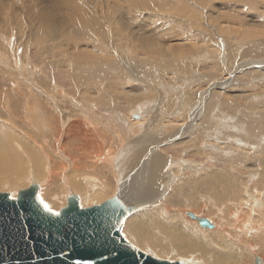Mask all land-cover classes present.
Listing matches in <instances>:
<instances>
[{"label":"bare ground","instance_id":"obj_1","mask_svg":"<svg viewBox=\"0 0 264 264\" xmlns=\"http://www.w3.org/2000/svg\"><path fill=\"white\" fill-rule=\"evenodd\" d=\"M100 1H103V0H100ZM91 4H92L91 1H87L85 2L84 6H81L79 3V0H76L74 3V15L68 22L62 23L56 30L50 26H44L42 19H41V13L37 14L35 9L26 8L27 10H29V12L25 9L23 11L24 14L18 12L15 15L16 22L14 25V29L16 26H18L20 32H17V33L19 34V37H22V39H27L29 41L25 40V42H23L27 44L25 47V50L23 49L24 51H26L24 52L25 54L24 58L26 60L25 61L23 60L25 64L24 62L19 60L20 56H18V52L15 51L16 53L14 55L13 63H15V66L18 68L16 70L18 73L11 69L13 71V74L20 75V77H18V80H19V84H22L21 89L15 90L18 80L16 79L12 80L10 74H5V75H10V77L8 76L9 79L11 78L10 83L7 77H0L2 78V80L0 81V122L6 121V123L7 122L13 123L15 125H11L12 127L25 133L27 131H24V130H27V128L28 127L30 128L31 126L29 122L27 121V118L28 119L34 118L33 119V122H34L36 121L34 117L35 115H31V114H36L37 118H40V120L44 122L40 124V127H42L44 131L40 130L41 132H39V130H35L33 128L34 130L33 132L30 133V136L31 134H34V132L36 133L38 132L39 137L40 138L43 137V139L45 140V143L43 144L45 145V147L43 148V146H41L40 149L43 148V150L41 149V151L38 152L39 150L38 147H37L38 150L34 148L33 143H32V147H30L27 143L23 142L25 139L24 140L21 139L22 141L19 139L20 137L18 136H20L22 133L18 134L15 131L10 130L8 127L0 124V184L2 183L3 185H5L6 190L12 194L10 196L11 199L13 198L14 195L18 196L20 191H23L24 189H29L31 187V184L29 183L26 185H19V180L22 177L24 178L28 176L29 179L32 178L31 174L27 175V172L30 171L28 170L26 166L29 159L28 158L25 159L26 157L25 158L22 157L24 154L22 153L23 154L22 155L20 153L21 151H19L18 148H16V146H18L20 143L16 146L14 145L15 144L14 142L17 143L20 141L24 143L25 146L27 147L26 148L27 153L25 154L31 158L30 160V164L32 166L31 168H40L44 173L45 172L50 173V169L52 167L53 172H54L53 174L54 175L59 174V176H61L60 177L61 180H64V181L70 177L82 179L81 184L74 186V188L72 187L73 189H70L71 185H68L70 188H68V191L63 196V199H65L64 201L68 203L69 199L75 197V196L74 197L71 196L72 194L76 195L79 192H84L83 195L79 194L80 196H82V199L86 201L90 199L92 200L89 201L91 202V206L87 207L86 206L87 203L84 202L78 195L76 198H78L79 205L82 209L92 208L94 206L102 205L103 204L102 202L104 201L111 202L112 200H114V201H117L119 204H121V201L126 203L124 204V206L126 207L134 206L142 210L144 208V205L151 204V203L154 205L157 202H159V200L161 199V196L163 195L162 193L166 192V190L168 189L167 186L165 185L166 180L163 178L164 176L163 173L166 170L168 172L170 171V169L168 170V167L170 165L171 166L173 165V169H174L175 166H180L181 164L185 163L184 166L182 165L183 167L181 168L180 170L181 172L179 173V175L181 176L177 175L180 178L183 176L189 175V174L191 175L192 171L194 172L195 170H199L202 165L201 171L205 170L209 172L208 174L197 173V176L193 175L195 176L194 179H189L185 177V179H183V183H190L189 185L191 186L192 192L196 193L194 191L196 190L198 193H200L199 195L203 193H204L203 194L204 196L208 194L214 197V195H216L214 199L216 198L218 203L219 202L220 203L219 205L215 203L217 201H215L214 203L217 204L218 206H220L221 203L229 204V206L228 205L226 206V209H225L226 211L223 210L225 206L222 204V208L218 210L219 213H217V214H220L218 216H221L220 217L221 220H219L221 224L220 223L219 224L221 225V227L223 226L222 230L221 228L220 229L218 228L219 231L217 230V227L219 224L217 225V227L215 226L216 222L214 220H217V219H214L213 220L214 223H212L213 217H211V215H215L216 213L213 214L212 212H210L212 214L209 215V217H211L212 222L210 221V218L209 219L207 218V219L214 225V228L212 230L205 229V230H208V232L206 231L204 232L203 230L200 231L201 228L196 227L194 224L195 220L193 221V219L190 220L191 218L190 219L188 218V212H192L193 214H195V216H198V217L203 216V218H206L207 216H206L205 211L208 209V207L206 209L203 201L201 203L199 202L202 208L203 206L205 207V211H203L205 214L199 213L201 212V210L195 209V207L199 208L198 206H195L196 203H198V200H196L197 198H190L191 196H193L192 194L191 195L189 194L190 195L189 198L188 197L185 198V195H186L185 188L177 187L178 189L176 188L170 195L166 196V198L162 200V203L165 206L163 205L162 207H159V208L156 207V208H153L152 210L145 209L141 213L139 212L141 210H138L139 212L138 214H135V215L132 214L129 216V218L125 221L124 228H123L124 233H125L124 235H127L128 240L130 241L128 242L131 243L134 247H137L138 249L144 251V253L146 252L148 254L153 255L154 258H158L159 260H162V261L170 260L174 263L179 262L180 264H189V262H186V259L190 260L189 259L190 255H192L191 258L195 259L196 257L194 256V254H192V252L195 250L196 251L202 250L207 255H210L208 264H256V262H258V264H264V136H263L264 120L263 121L257 120V122L255 120H252L250 121L249 126H245L243 124L237 125L241 120L240 119L237 123V120L238 118H240L239 115L241 113V111H239L240 109L238 111L236 110L237 106H234V109L236 108L235 110L237 111V113L234 111L232 112L230 116H229L230 113L227 114L226 112H224V114H222L221 113L222 110L220 111V107L223 108L222 105H223V102L225 101L223 100L222 102H220L219 99H222V96L221 94H217L216 91L214 92L213 88L214 87H218V88L224 87L228 81L224 82L223 80V82L219 84H215V82H212L214 80V77H213L214 75L212 74L211 72L212 70H211V71H208L207 73L209 74L206 75V77H209L206 79L207 87L200 89L201 91L200 93L198 92L199 93L197 97L198 101H196V103H193V105H190L189 103H186L182 101L181 99L180 100L178 99V102L176 101L177 102L176 104H173V105L166 104L167 112L168 113L170 112L168 115L174 114L172 116L174 120L169 121L170 123L173 124V126L168 127L170 124L167 122L169 124L168 125L166 123L168 125V126L166 125L168 129L161 131L162 127H160L161 121L159 119V116L166 117L167 115V112L165 111L166 109L164 107L166 105H163L166 102L165 103L163 102L162 104V100H164V98H162L163 96L161 95L163 94L160 95V93H158L157 91L156 92L157 94H155V97L156 95H158V98H154L155 101H152L151 95L154 94V93L152 94V92L156 91L154 88H152V92L150 90L151 88L149 87H148V90L146 89V91H143L144 90L143 88L142 90H137L138 87L132 93L130 91H129L130 93L128 92L123 93V91H121V89L125 91V87H127L126 85H133V87H136L134 86V84L137 85L138 82L140 83L143 82L142 84L147 83V82H145L137 74H133V73H130L129 82H132L131 84H128L125 82L129 78H127L125 81L123 80L124 78H121L122 73L121 74L118 73L120 72L121 66L114 65L116 60L114 59L110 60L106 55V54L109 55L110 52H108V50L106 49L101 48L99 45V43L103 44L101 46L104 47L105 41L107 44L110 39L108 35L109 27H110L109 20H112V16H110L112 12L111 13L108 12V14H105V11H106L105 7L90 6ZM108 5L109 4L106 1L104 6L107 7ZM5 7L7 6L5 5ZM30 7H33V6H30ZM226 7L228 6L226 5ZM185 8L186 6H184L182 10H185ZM224 8L225 6L223 7V9ZM179 10L181 11L180 8ZM23 15H27V16L24 18ZM28 16L30 17V19L32 17L33 20L32 19L28 20L29 18ZM121 18L123 19L124 17H121ZM118 19L119 18H117V20ZM115 20L116 19H113L112 21L115 22ZM2 21L4 22L3 19ZM7 22L10 23V21H7ZM117 22H119V20ZM144 22H147V21H144ZM144 22L142 23V26L143 24H145ZM0 23H1V20H0ZM11 23L9 25H11ZM110 23L112 26L113 23L111 21ZM119 23H122V21ZM140 23H139L140 28H142ZM116 25L118 24L116 23ZM120 26L118 25L119 28ZM151 26H153V24ZM203 26H204L203 28H205L204 24ZM127 27L121 28V30H123L122 31L123 32L122 33V43L125 46H127V48L128 47L133 48L132 50H134V55H133L134 57H132V60H133L132 62H135V64H138V66L135 65L136 66L135 68L137 69L140 68L141 70H145L146 72H148V78L151 79L152 82H155L153 80H156V82L158 81V83L156 84H152V82L149 81L151 86L157 85L159 86V88L160 86H162V89L170 93L171 91H176V90L179 91L180 89L178 86L181 85L180 88L182 87L184 83V80H183L184 77L179 78L181 80L177 81L178 86H175L176 90L174 89V86H173L174 84L172 85L173 87H171L169 82L171 83H175V82L171 80V78L173 77H171L172 73H171V70L168 68V67L171 68L170 64L166 66L168 62L166 61L167 57L170 56V59L172 60V58L174 59V57L176 58V56L178 55L181 56L183 54H188V53L189 54L187 56L192 57L195 53L197 54L198 52H200V51L193 52L194 50L198 49L195 46L197 45L198 47L199 45L198 42L194 43V45L188 49H184V47H186L184 46L181 49H179L177 53L169 55L168 52L164 51L161 48L160 42H157L158 40L156 38L155 40L157 41L152 40V37L150 38L148 34L145 35L148 29L145 32L143 31L144 33H142V35L138 36V35L133 34L134 38L136 39L134 40L129 35V34L132 35V33L129 31L130 29H128ZM115 28L113 27L114 32H115ZM142 29H140L139 31H142ZM151 29L153 28L151 27ZM170 29L171 28H169V30ZM11 31H15V30L12 29ZM116 33H117V30H116ZM157 33L159 32H156V35ZM157 36L160 37L163 35H157ZM187 36L188 34H186V37ZM201 38L200 40H202ZM151 40L154 41V44L151 42ZM200 40H199V43L202 42V41L200 42ZM50 41L56 42V44H53ZM95 41L96 43L94 44ZM109 42L114 43V41H109ZM11 43L12 44L10 45L13 51L14 42H11ZM89 43L92 45L94 44L90 50L84 49L86 46L84 47L82 46L83 49L80 47V44L90 45ZM217 43L219 42L217 41ZM224 43L223 44L221 43V44L224 45ZM237 44H242V43H237ZM65 46L67 47V51L70 49L69 48L70 46H73L72 48L73 53L68 54L66 53V51L64 52L63 48H66ZM29 47L31 48L29 49ZM40 47H41L42 52H40ZM79 47L82 50H80ZM216 47L217 46L213 48H216ZM5 48H8V47H5ZM18 48L20 47L18 46ZM224 48L227 49V47H224ZM50 49L54 54L52 56L50 55L51 54ZM73 49H76V50H73ZM96 49L97 50L100 49V50L96 51ZM230 49H227L228 51L227 53H229V51L231 52L234 51ZM41 53H43V56L41 55ZM130 53L128 54L130 55ZM240 53L241 52H239V54L237 53L236 57H234V61H231V63L236 62L235 66L233 67L228 66L229 70H227L225 66L226 75H229L228 78L230 79L233 78L234 75H236V73L240 71L243 67H246V68L249 66H255V68L264 67V60H261V62H258V61L253 62V61L248 60L249 57H253L255 55L257 57L264 58V45L261 47V51L253 50V51H246L243 54H240ZM122 55L120 54L118 57L120 61L124 62L125 64H129L130 59L125 58V56H122ZM208 55L210 54H207V56ZM22 56H23V53H22ZM204 56L202 55L203 59H204ZM30 57L32 58L31 60H30ZM217 57L221 59V56L217 55ZM198 58L196 59L195 62H198L197 60H200L201 57L199 59ZM224 58H222L223 63L225 62ZM192 59H194V57ZM110 61L112 62L110 63ZM206 61L208 60H205L204 62ZM210 61H213L212 64L210 63L211 67L213 66V68L211 69L213 70L220 69L214 63L215 56L213 58L211 57L209 59V62ZM0 63H1V60H0ZM202 63H198V64H201V67L203 68ZM110 64L112 66L114 65L113 66L114 70H110L111 69L109 67ZM191 65L190 66L193 67V64ZM5 68L7 69V67ZM5 68L3 67L2 69L4 70ZM160 68L164 69V73H163L164 79L163 80H162L163 74H160L161 72L160 73L158 72ZM6 69L4 70V73L5 71L9 72L8 70H10V69L6 70ZM140 69H138L139 70L138 74L141 75L142 73H140ZM182 69H183V66H182ZM20 70L26 71L28 72V74L23 72L25 73L24 74L25 76L24 75L22 76V74L20 73L21 72ZM33 70L35 72L37 70V72L35 73L36 77L33 79V83L32 82L27 83L30 85L25 86V82H29L30 80L32 81L31 78L34 76ZM191 70L193 69L191 68ZM197 70H198V67H197ZM203 71L205 70L203 69ZM43 73L47 75L46 78L43 76ZM151 73L152 75L153 74L155 75L156 79L154 78V76L151 75ZM245 75L249 78V80H251V82L255 83V85L257 83L259 84V82L261 81H264V72H259V71L256 72V70H250L249 72H246L244 76ZM177 77H181V76H177ZM26 78H29V79L26 80ZM202 78L197 74L196 75L194 74L191 77L185 78L187 80L186 82L187 89H184L185 87L183 86V90L188 91L187 94H185V97L186 98L189 97V99L192 100L191 102H193V99L195 98L194 97L195 90L194 91H189V90H193V88L195 87H192V84L193 83L196 84V82H198L199 80L202 81L201 82L202 84L203 81H205V80H202ZM108 79H111L112 82H109ZM13 82H16L14 84L15 87L14 86L11 87V85H13L12 84ZM235 82H237V80ZM40 84L46 85L49 90H46V91L43 90L46 88H43L42 86L40 88L39 87ZM139 85L140 84L138 83V86ZM106 86L116 91L115 93H113L111 90V92L115 94L117 98L121 100L119 104H110L109 102H110V99L112 100V98H110V96L108 95L107 96L110 98L108 99L109 101L105 100L104 88ZM144 86H147V85L144 84ZM259 87L260 86H258V88ZM262 88H264V86ZM96 89L99 92V94H101L100 96H97L96 94L92 95V91ZM58 90H63V94H61L62 92L59 93ZM47 91H50V92H47ZM190 92L192 94H190ZM168 94L166 93V95ZM176 94L178 96V92ZM210 94H211L210 100L209 101L207 100L208 102H206V97ZM260 94L261 95H258V96L254 95L253 100H256V102L260 100L259 102H261V108H262L264 107V93L261 92ZM91 95L93 98L91 97ZM166 95L164 96L167 99ZM180 95H181L180 98H185L183 93H180ZM60 96H63L64 100L65 98L70 100V103L66 104L67 106L65 105L66 107L64 106L63 103L60 102ZM236 96L238 95L236 94ZM173 97L176 100L174 95ZM197 98H195V100ZM241 98L240 100H242ZM160 99L162 100L160 101ZM249 99H251V96ZM253 102L254 101L252 100L249 101L250 104L248 105H251V108L254 105ZM160 105L163 107H161ZM202 105H203V109H201ZM131 107H133V109ZM121 108L123 109V112H120L122 111ZM153 108H156V109L154 110ZM203 110H206L207 112L206 116H204L205 114L204 115L200 114L201 112L203 113ZM251 110L249 109V113H247L248 112L247 110L246 112L247 115L246 114L245 116L243 115V119H242L243 121L253 116L254 113ZM164 111L166 112L165 115H163ZM124 113H126L127 116L124 115ZM129 113L132 114V116L135 119L128 120L131 118L129 116ZM27 114H30V115H27ZM146 115L149 116L148 119L145 118ZM155 115L157 116L160 122L156 120ZM263 115L261 117H263ZM203 116L204 118L200 120L199 122H197L198 119ZM124 118H127V120L130 121L131 124L123 120ZM114 123L118 129V132L119 131L123 132L122 135L126 137L125 141H127V143L129 144V146H126V148L123 151L119 152V154L116 157H114V153H111V152L114 151V148H115L114 144L116 142L114 140L117 138H120L121 134L118 132H116L117 136L115 134L114 135L109 134V131L113 128ZM152 123L154 124L153 131L149 130V127H148ZM132 125L140 126L138 134L136 131L137 128H135V130H132L133 129L131 128ZM15 126L19 128H16ZM98 126H102L103 129L98 128ZM115 126L114 128L116 129ZM237 127L245 128L247 129V131L245 130L246 132H243L242 130V135L236 136ZM112 131L113 130H111V133ZM133 131L136 132L135 133L136 135L133 133ZM248 132L252 136H255V134L257 135L260 134L257 137H261V139H259L257 143H254L253 145H251L252 147L248 145L249 139L245 138V134ZM192 133H195V134L191 136L187 142H184V143L180 142L178 144L174 143L179 138L184 137L186 135L190 136ZM25 134H22V135H25ZM105 137H112L113 141L106 140L104 142ZM107 139H110V138H107ZM242 139H246L248 140V142L245 140L246 143L243 142V145H241L242 143L239 144L238 143L239 140H242ZM29 140L30 139L28 138L26 142H28ZM134 140H136L138 143H141V144H143L144 141L149 144H147V146L144 145L145 147L141 148L139 152L136 154L137 151L133 152L130 149V147L136 146V145H130L131 144L130 142H133ZM200 140L203 141L204 146L198 144ZM49 141H50V144L49 146H47ZM36 143L37 141H35V144ZM163 144L166 145V147H164L165 148L164 150H161L162 148H160V145H163ZM39 145L40 144H38V146ZM210 145L218 149L216 151L211 150L210 152L208 151L206 153L205 150L202 148H206V150L208 148L210 149L212 148ZM46 148L49 149L48 152L46 151ZM193 148H197L198 150L195 149L196 152L191 155L188 152H192ZM130 155H134V157L128 159ZM49 158H51V160H49ZM132 159L139 160V162L134 165L135 170H133L134 167L132 168L130 167L133 162ZM199 163L201 165H199ZM112 164L116 166L119 165V168H120V169L118 168V171H117L118 177H116L118 178V180L117 179L116 180L119 183H122L119 191H117L119 187L118 182L116 183L118 186V187L116 186V188H112L113 181L110 180L109 182H105V179L106 180L108 179V178H105L106 167L111 166ZM187 164H190V165H187ZM197 164L199 165V167H197ZM246 166H249L253 170H249L248 168H245ZM89 167H90V171H89ZM129 168H131V170L127 172ZM177 169H179V167ZM244 169H248L247 172H245ZM87 170L89 171V173ZM172 171H175V169ZM178 171H175L173 173L169 172V173L173 175L174 173L177 174L176 172ZM213 171H215L214 174L218 173L219 171L220 173V175L218 174L219 177L214 175L212 173ZM131 172L133 173V175L129 177ZM36 173L38 175L36 178L37 180H41L43 178H46L47 176V175L40 176L39 169H36ZM50 179H52L51 184H50L51 186H57V184L60 185V183L62 182L60 179H58V177L53 178L49 176V180ZM161 179H163L165 183ZM167 179H168L167 183L169 184L170 183L174 184L176 183L175 181L179 180L178 178H176V176L174 177L171 175ZM37 182H35L36 184H34L33 186H38L37 199L38 201L43 202V209L45 211H49V209H51V211L49 212L53 213L54 215H59L61 208H58L55 205V202L57 200H60V198L58 196H55L52 200H50L51 195L55 192V190H58V189H52L50 185L48 186V188L47 187L44 188L42 187L43 182H39V183ZM9 183L12 185L15 183L16 185L14 186H17V187H11L8 185ZM105 186L107 187V189H105L106 188ZM164 187L166 188L165 190H164ZM74 190L76 191V193ZM188 190H190V187L189 189H187V192L188 193L191 192ZM4 191L5 190L0 189V193H4ZM67 196H71V197L67 198ZM130 196H132V200L134 201L135 204H132V203L130 204L129 202ZM208 201L210 200L208 199ZM138 202L139 204H137ZM191 202L193 203L195 202V205H191L190 204ZM228 202H231V204ZM190 205L194 209L192 210V208H190L188 211H186L187 209L185 208L190 207ZM215 209L217 211L216 207ZM194 210L199 211V212H196ZM243 215H247L245 219L241 218ZM225 216L227 217L231 216V218H228L227 219L228 221H227L224 218ZM216 218H217V215H216ZM229 219H232L231 222ZM241 219L242 221H240ZM236 225H238L240 229V232L237 231L239 235L238 242L236 241L237 236L236 238L234 237L235 241L239 243L238 246H235L237 244L235 245L233 244L234 240L232 238V235L234 236L236 235L233 233V229L235 228ZM226 227H229V229L225 230L224 228ZM153 228L155 229L153 230ZM236 229L239 230L238 228ZM243 230L245 231L247 230L249 234L252 232H256V234L254 235L250 234V237L248 236L249 238L247 237L244 238ZM122 234H123V230H122ZM126 239L127 238H125V240ZM213 246L216 247L218 250L216 249L214 253H209L208 251ZM150 248L154 250L151 251ZM170 249H174L177 252L176 255H173L174 256L173 258L171 257L172 255L171 256L169 255L171 254L170 253L171 251L169 252ZM193 262L195 264H198V262L195 260H193Z\"/></svg>","mask_w":264,"mask_h":264},{"label":"rangeland","instance_id":"obj_2","mask_svg":"<svg viewBox=\"0 0 264 264\" xmlns=\"http://www.w3.org/2000/svg\"><path fill=\"white\" fill-rule=\"evenodd\" d=\"M75 1L76 0H0V20H1V23L3 22L2 21V19L4 20V22L1 24L0 23V60H1V65H0V77H7L8 78V76L10 77V75H11V78H12V80H14V79H16V80H18V77H20V75L19 74H13V71H16L18 68L15 66V63H13L14 62V55H15V51H17L18 52V56H20V58H19V60H21L22 62H24L26 59L24 58V56H25V54H24V52H26V51H24L25 50V47H26V43H23V42H25V40H27V39H22V37H19V34L17 33V32H20L19 31V27L18 26H16L15 27V29H14V25H15V15L19 12V13H23L24 14V10L26 9V8H32V9H35L36 10V12H37V14L38 13H41V19H42V22H43V25L44 26H50V27H52L53 29H57L62 23H65V22H68L71 18H72V16L74 15V3H75ZM87 1H91L92 2V4L90 5V6H97V7H105L106 9V11H105V14H108V12H112V14H113V12H114V14L112 15H110V16H112V20L113 19H116L117 20V18H119L118 20H119V22H121L122 21V23H119V22H117L116 20H115V22L120 26V25H122V26H120V28L118 27V25H116V23L114 22V21H112V20H109V41H114V43H112V42H109L108 40V43L106 44V41H105V44H104V47L103 46H101V45H103V44H100L99 43V45H100V47L101 48H103V49H106V50H108V52H110V54L108 55V54H106L107 55V57L111 60V59H114V60H116V62L114 63V65H116V66H121L120 67V72H118L119 74H121V78H124L123 80L125 81L127 78H129V79H127L125 82L126 83H128V84H131L132 82H129V80H130V73H133V74H137L140 78H142L145 82H147V83H144L145 85H147V86H144V84H142V83H140V82H138L140 85L138 86V83H137V85L136 84H134V86H136V87H133V85H126L127 87H125V91L123 90V89H121V91H123V93L124 92H128V93H132V92H134L135 90H136V88H137V90H142V88L144 89L143 91H146V89L148 90V87L149 88H151L150 90H151V92H152V88H154L156 91L155 92H152V94L153 95H151V98H152V101H155V99L154 98H158V95H156V97H155V94H157L156 92L158 91V93H160V95L161 94H163V95H161V96H163L162 98H164V100H162V99H160V101L162 100V104H163V102L165 103V104H163V105H166V104H176L177 102H178V99L180 100H182V101H184V102H186V103H189L190 105H193V103H196V101H198V95H199V93H200V89L201 88H205V87H207L206 86V84H207V81H206V79L207 78H209V77H206V75L207 74H209V73H207L208 71H211L212 72V74L214 75H212L213 77H214V80L212 81V82H215V84H219V83H221V82H223V80H224V82H226V81H228L227 82V84H225V86L224 87H220V88H218V87H214L213 88V91L215 92L216 91V93L217 94H221V96H222V99H219L220 100V102H222L223 100L225 101V102H223V108H221L220 107V111H221V113L222 114H224V112H226L227 114H229V116L232 114V112H236L237 113V111L239 110V111H241V113H240V115H239V117L240 118H238V120H237V123H238V121L240 120V122L237 124V125H239V124H243V125H245V126H249L250 124V121H252V120H255L256 122H257V120L258 121H263L264 120V107H262L261 108V102H259V101H257L256 102V100H253L254 99V95L255 96H258V95H261L260 93L261 92H263L264 93V88H262L263 86H264V81H261V82H259V84L257 83L256 85H255V83H253V82H251V80H249V78L245 75L244 76V74H246V72H249L250 70H256V72L257 71H259V72H264V67H258V68H255V66H249V67H243L240 71H238L237 73H239V74H237L236 73V75H234V77L233 78H228L229 77V75H226V69L227 70H229L228 69V66L229 67H233V66H235V64H236V62L235 63H231V61H234V57H236V55H237V53L239 54V52H241L240 54H243V53H245L246 51H253V50H256V51H261V47L264 45V0H110V1H108V0H103V1H100V0H79V3H80V5L81 6H84L85 5V2H87ZM107 1V3L110 5H108L107 7L106 6H104L105 5V2ZM136 3H135V2ZM148 1V2H147ZM180 1V2H179ZM246 1V2H245ZM143 2H145V3H143ZM177 2V3H176ZM185 2V3H184ZM139 5H138V4ZM147 3H149V4H147ZM182 3H184V4H182ZM252 3V4H251ZM263 3V4H262ZM10 4V5H9ZM95 4V5H94ZM104 4V5H103ZM141 4V5H140ZM179 4V5H178ZM5 5L7 6V7H5ZM9 5V6H8ZM12 5V6H11ZM28 5H30V6H33V7H30V6H28ZM135 5H136V7H135ZM186 6V8H185V10H182V8L184 7V6ZM226 5L228 6V7H226ZM23 6V7H22ZM172 6V7H171ZM177 6V7H176ZM225 6V8L223 9V7ZM249 6V7H248ZM2 7V8H1ZM112 7V8H111ZM182 7V8H181ZM256 7V8H255ZM11 8H13V9H11ZM24 8V9H23ZM131 8V9H130ZM179 8L181 9V11L179 10ZM251 8V9H250ZM5 9V10H4ZM7 9V10H6ZM108 9V10H107ZM141 9V10H140ZM147 11H146V10ZM27 10V9H26ZM111 10V11H110ZM141 12H140V11ZM28 12H29V10H27ZM120 11V12H119ZM173 11H175V12H173ZM179 11V12H178ZM261 12V13H260ZM118 13V14H117ZM126 13V14H125ZM130 13V14H129ZM133 13V14H132ZM188 13H189V15H188ZM2 14V15H1ZM5 14H7V15H5ZM119 14H121V15H119ZM171 14V15H170ZM177 14V15H176ZM253 14V15H252ZM13 15V16H12ZM35 15V14H34ZM115 15V16H114ZM130 17H129V16ZM185 15H186V17H185ZM8 16V17H7ZM24 16V18L27 16V15H23ZM114 16V17H113ZM117 16V17H116ZM119 16H121V17H124L123 19L121 18V17H119ZM128 16V17H127ZM133 16V17H132ZM180 16V17H179ZM5 17V18H4ZM10 17V18H9ZM29 17V16H28ZM127 17V18H126ZM140 17V18H139ZM144 17V18H143ZM206 17V18H205ZM7 18H9V19H7ZM126 18V19H125ZM146 18V19H145ZM151 18V19H150ZM182 18V19H181ZM31 19L33 20V18L31 17ZM30 19V17L28 18V20H31ZM121 19V20H120ZM136 19H137V21H136ZM179 19V20H178ZM207 19V20H206ZM27 20V21H28ZM126 21V23H125V21ZM177 20V21H176ZM6 21V22H5ZM7 21H10V23H11V25H9L10 23L9 22H7ZM110 21L113 23L112 24V26H111V23H110ZM134 21H136V22H134ZM144 21H147V22H144ZM176 21V22H175ZM224 21V22H223ZM124 22V23H123ZM141 22V23H140ZM145 23V24H143V26H142V23ZM257 22V23H256ZM7 23V24H6ZM134 23H136V24H134ZM139 23L141 24V26H142V28H140V25H139ZM152 25L153 24V26H151L150 24ZM250 23V24H249ZM115 24V25H114ZM126 24V25H125ZM149 24V25H148ZM173 24H174V26H173ZM188 24V25H187ZM203 24L205 25V28H203L204 26H203ZM207 24V25H206ZM137 25H139V26H137ZM144 25H148L147 27L146 26H144ZM172 27H171V26ZM186 25V26H185ZM198 25V26H197ZM201 25V26H200ZM7 26H8V28H7ZM13 26V27H12ZM115 26H116V28H115ZM127 26H129V27H127ZM158 26V27H157ZM210 26V27H209ZM10 27V28H9ZM113 27L115 28V32H114V29H113ZM122 27H127L128 29H130L129 31L132 33V35L131 34H129L134 40H136L135 38H134V35H142V33H144L147 29V33H145V35H149L150 36V38L152 37V40H155V38L158 40H155V41H157V42H160V45H161V48L164 50V51H166V52H168V54L170 55V54H174V53H177L178 52V50L179 49H181L182 47H184V46H186V47H184V49H188V48H190V47H192L193 45H194V43H196V42H198V47H197V45H195L196 46V48H198V49H196V50H194L193 52H195V51H200V52H198L197 54L195 53L192 57H190V56H187L188 54H183V55H181V56H176V58L174 57V59L172 58V60H174V61H172L171 59H170V56H168L167 57V60L166 61H168L167 62V65L166 66H168L169 64H170V66H171V68L170 67H168L170 70H171V77H173V78H171V80L173 81V82H175V83H171V82H169V84L171 85V87H173L174 86V89H175V86H178V83H177V81H180L181 79H179V78H183L184 77V83H183V85H182V90H183V86L185 87L184 89H187V84H186V82H187V80L185 79V78H188V77H191V76H193L194 74L196 75H199L201 78H202V80H205V81H203V83L201 84V80H199L198 82H196V84L195 83H193L192 84V87H195V88H193V90H189V91H194L195 90V95H194V97L195 98H197L196 100H195V98L193 99V102H191L192 100H190L189 99V97H185V94H187V92L188 91H186V90H183V92H182V90H181V88H180V86L181 85H179L178 87H179V91H177L176 89V91H171V93H172V95H171V93L170 92H168V91H165L164 89H162V86H160V88H159V86H157V85H154V86H151L150 85V82H152V80L151 79H149L148 78V72H146L145 70H141L140 68H138V69H140V73H142L141 75L140 74H138L139 73V70L137 69V68H135L136 66L135 65H137L138 66V64H135V62H132L133 60H132V57H134L133 55H134V50H132L133 48H131V47H128L127 48V46H125L123 43H122V31L123 30H121V28ZM151 27L153 28V29H151ZM195 27V28H194ZM201 27V28H200ZM144 28H145V30H144ZM169 28H171L170 30H169ZM15 30V31H11V30ZM140 29H142V31H139ZM149 29H151V30H149ZM158 29V30H157ZM179 29V30H178ZM188 29V30H187ZM191 29V30H190ZM195 29V30H194ZM201 29V30H200ZM6 30V31H5ZM113 30V31H112ZM116 30H117V33H116ZM154 30V31H153ZM113 33H112V32ZM138 31V32H137ZM144 31V32H143ZM163 31V32H162ZM198 31V32H197ZM13 32H14V34H13ZM125 32V31H124ZM127 32V31H126ZM140 32V33H139ZM149 32V33H148ZM156 32H159V33H157V35H163V36H160V37H158L157 35H156ZM174 32V33H173ZM201 32V33H200ZM9 33V34H8ZM16 33V34H15ZM161 33H163V34H161ZM173 33V34H172ZM114 35V36H112V35ZM117 34V35H116ZM134 34V35H133ZM186 34H188V36L186 37ZM202 34V35H201ZM18 35V36H17ZM110 35H111V37H110ZM152 35V36H151ZM199 35H201V36H199ZM204 35V36H203ZM117 36V37H116ZM190 36V37H189ZM121 37V38H120ZM196 37V38H195ZM202 37V38H201ZM3 38V39H2ZM113 38H114V40H113ZM154 38V39H153ZM161 38H162V40H161ZM192 38V39H191ZM200 38L202 39V40H200ZM217 38H218V40H217ZM219 38H221V39H219ZM193 39H195V40H193ZM197 39H199L200 40V42L202 41H204L203 42V44H202V42L201 43H199V40H197ZM204 39V40H203ZM10 40V41H9ZM12 40V41H11ZM116 40H117V42H116ZM151 40V42L154 44V41H152ZM159 40H161V41H159ZM220 40V41H219ZM223 40H225V41H223ZM3 41V42H2ZM27 41H29V40H27ZM194 41V42H193ZM217 41L219 42V43H217ZM223 41V42H222ZM11 42H14V50L12 51V49H11V45L10 44H12ZM51 43H53V44H56V42H53V41H50ZM206 42V43H205ZM224 42H226V43H224ZM242 43V44H237V43ZM96 43V41L94 42V44ZM120 43V44H119ZM215 43V44H214ZM224 43V45H222V44ZM250 43V44H249ZM4 46H2V45ZM17 44V45H16ZM90 44V43H89ZM93 44V45H94ZM121 44H122V46H121ZM214 44V45H213ZM236 44V45H235ZM93 45L92 44H90V45H88V44H80V47L82 48V46L84 47V46H86L84 49H91L92 47H93ZM108 45V46H107ZM110 45V46H109ZM146 45V44H145ZM205 45V46H204ZM220 45V46H219ZM222 45V46H221ZM237 45H239V46H237ZM2 46V47H1ZM18 46L20 47V48H18ZM105 46H107V47H105ZM116 46V47H115ZM121 46V47H120ZM210 46V47H209ZM212 46V47H211ZM215 46H217L216 48H213V47H215ZM231 46V47H230ZM5 47H8V48H5ZM66 47V46H65ZM79 47V49L80 50H82L81 48ZM125 47V48H124ZM199 47H201V48H199ZM222 47H223V49H222ZM224 47H227V49H230V50H234L233 52H231V51H229V53H227L228 51H227V49L226 48H224ZM230 47V48H229ZM234 47V48H233ZM242 49H241V48ZM31 47H29V49H30ZM70 49L67 51V47L66 48H63V51L65 52L66 51V53H68V54H71V53H73L72 52V48H73V46H70L69 47ZM121 48V49H120ZM211 48V49H210ZM217 48H219V49H217ZM4 49V50H3ZM7 49H9V50H7ZM24 49V50H23ZM27 49V48H26ZM124 49V50H123ZM129 49V50H128ZM226 49V50H225ZM11 50V51H10ZM23 50V51H22ZM73 50H76V49H73ZM100 49H96V51H99ZM132 52H131V51ZM219 50H221V51H219ZM123 53H122V52ZM125 51V52H124ZM224 51V52H223ZM8 52V53H7ZM40 52H42V50H41V47H40ZM131 52V53H130ZM203 52V53H202ZM210 54V55H208L207 56V54ZM221 52V53H220ZM22 53H23V56H22ZM50 55L52 56V55H54L53 54V52L51 51V49H50ZM117 55H116V54ZM126 53V54H125ZM128 53H130V55L128 54ZM9 54V55H8ZM11 54V55H10ZM122 55V56H125V58H128V59H130L129 60V64H125L124 62H122V61H120V59L118 58L119 57V55ZM41 55L43 56V53H41ZM115 55V56H114ZM141 55V54H140ZM202 55L204 56V59H203V57H202ZM217 55L218 56H221V59L219 58V57H217ZM196 56H197V58H198V56H199V58H200V60H197L198 62H195L196 61ZM206 56H207V58H206ZM209 56H210V58L212 57H214L215 56V61H214V63H215V65L216 66H218L220 69L218 70V69H211V68H213V66L211 67V64L213 63V61H210L209 62ZM229 56V57H228ZM130 57V58H129ZM178 57V58H177ZM194 57V59H192ZM225 57V58H224ZM2 58V59H1ZM13 58V59H12ZM183 58H185V59H183ZM198 58V59H199ZM209 58V59H208ZM222 58H224L225 59V62L223 63L222 62ZM32 58L30 57V60H31ZM170 59V60H169ZM183 59V60H182ZM186 59H187V61H186ZM188 59H190V60H188ZM24 60V61H23ZM180 62H179V61ZM203 60V61H202ZM205 60H208V61H206V62H204ZM226 60H228V61H226ZM248 60H250V61H253V62H255V61H258V62H261V60H264V58H261V57H257L256 55L255 56H253V57H249L248 58ZM260 60V61H259ZM11 61H12V63L14 64H12L11 63ZM178 61V62H177ZM186 61V62H185ZM201 61V62H200ZM240 61V60H239ZM30 62H32V61H30ZM112 61H110V63H111ZM131 62V63H130ZM174 62V63H173ZM175 62H177V63H175ZM189 62V63H188ZM190 62H191V64H193V67H191L192 65L190 64ZM202 62H204V63H202ZM5 63H7V64H5ZM133 63V64H132ZM183 63V64H182ZM198 63H202V65H203V68L201 67V64H198ZM206 63V64H205ZM211 63V64H210ZM11 64V65H10ZM24 64H25V62H24ZM189 64V65H188ZM5 65V66H4ZM13 65V66H12ZM113 65V66H114ZM185 65V66H184ZM191 65V66H190ZM111 64L109 65V67L111 68L110 70H114L113 67ZM155 66V65H154ZM179 67V68H177V67ZM182 66H183V69H182ZM189 66V67H188ZM215 66V67H216ZM225 66H226V69H225ZM5 68V67H7V69L6 70H8V69H10V70H8L9 72H7V71H5V73H4V70L2 69V68ZM11 67H13V68H11ZM125 67V68H124ZM143 67V66H142ZM145 67V66H144ZM197 67H198V70H197ZM210 67V68H209ZM257 67V66H256ZM24 68V67H23ZM32 68V67H31ZM129 68V69H128ZM175 68V69H174ZM191 68L193 69V70H191ZM13 71H12V70ZM136 69H137V71H136ZM163 69V68H162ZM161 68L159 69V73L160 74H163L164 73V69L162 70ZM189 71H188V70ZM203 69L205 70V71H203ZM41 70V69H40ZM121 70H122V72H121ZM182 70H184V71H182ZM197 70V71H196ZM200 70V71H199ZM12 71V72H11ZM21 72V74H22V76L26 73V74H28V72H26V71H22V70H20ZM132 71H134V72H132ZM144 71V72H143ZM175 71H177V72H175ZM191 71V72H190ZM196 71V72H195ZM14 75H12L11 73ZM17 72V71H16ZM16 72H14V73H16ZM23 72H25V73H23ZM36 72H37V70H36ZM34 70H33V77L31 78L32 79V81L30 80L29 82H25V86H28V85H30V84H27V83H33V79L36 77V73ZM126 72V73H125ZM179 72V73H178ZM189 72H190V74H189ZM201 74H200V73ZM204 72V73H203ZM3 73V74H2ZM18 73V72H17ZM40 73H41V71H40ZM146 73V74H145ZM182 73V74H181ZM192 73V74H191ZM5 74H10V75H5ZM107 74V73H106ZM123 74H124V76H123ZM176 74V75H175ZM178 74V75H177ZM180 74V75H179ZM186 74H188V75H186ZM242 74V75H241ZM16 75V76H15ZM18 75V76H17ZM144 75V76H143ZM151 75H152V73H151ZM186 77H185V76ZM203 75H205V76H203ZM223 75V76H222ZM225 75V76H224ZM25 76V75H24ZM43 76L46 78L47 77V75L46 74H44L43 73ZM152 76H154V78L156 79V77H155V75L153 74ZM163 76V78H162V80L164 79V74L162 75ZM170 76V75H169ZM174 76H175V78H177V79H175L174 78ZM177 76H181V77H177ZM14 77V78H13ZM17 77V78H16ZM145 77V78H144ZM206 77V78H205ZM11 78L9 79V83H10V81H11ZM29 78H26V80H28ZM179 79V80H178ZM2 80V78H0V81ZM237 80V82H235ZM108 81L109 82H112V80L111 79H108ZM150 81V82H149ZM153 81H155V82H152V84H156V83H158V81L156 82V80H153ZM18 83L16 84L17 86H16V89L15 90H18V89H21V85L22 84H19V80L17 81ZM163 82V81H162ZM200 82V83H199ZM8 83V82H7ZM16 82H13L12 84L13 85H11V87H15V84ZM36 83V82H35ZM164 83H166V82H164ZM204 83H205V85H204ZM174 84V85H173ZM179 84H181V83H179ZM242 84H244V85H242ZM262 84V85H261ZM20 85V86H19ZM33 85H35V84H33ZM143 85V86H142ZM160 85V84H159ZM173 85V86H172ZM200 85V86H199ZM204 85V86H203ZM227 85V86H226ZM254 85V86H253ZM39 86V85H38ZM41 86L43 87V88H46V89H43V90H49L48 89V87L46 86V85H44V84H40V88H41ZM157 86V87H156ZM191 86V85H190ZM237 86V87H236ZM257 86V87H256ZM258 86H260L259 88H258ZM156 87V88H155ZM198 87V88H197ZM233 87V88H232ZM248 90H246L245 88ZM256 87V88H255ZM135 88V89H134ZM140 88V89H139ZM158 88V89H157ZM227 88H229V89H227ZM235 88V89H234ZM244 88V89H243ZM13 89V88H12ZM197 89V90H196ZM218 89V90H217ZM111 88H108L107 86L104 88V92H105V100H108V99H110V98H112V100L110 99V104H119L120 102H121V100L119 99V98H117L116 96H115V94H113V93H115L116 91H114V90H112V92H111ZM133 90V91H132ZM161 90V91H160ZM163 90V91H162ZM199 90V91H198ZM230 90V91H229ZM238 90V91H237ZM240 90V91H239ZM243 90V91H242ZM130 91V92H129ZM197 91V92H196ZM229 91V92H228ZM246 91H247V93H246ZM259 91H260V93H259ZM47 92H50V91H47ZM58 92L59 93H61V94H63V90H58ZM162 92V93H161ZM164 92V93H163ZM178 92V96H177V93ZM199 92V93H198ZM258 92V93H257ZM94 93V94H93ZM109 93V94H108ZM166 93L168 94V95H166ZM173 93H175V94H173ZM180 93H183L184 94V97L185 98H180L181 97V95H180ZM198 93V94H197ZM241 93V94H240ZM254 93V94H253ZM97 95V96H100L101 94H99V92L97 91V89L96 90H94V91H92V95ZM113 94V95H112ZM190 94H192L191 92H190ZM222 94H224V95H222ZM236 94L238 95V96H236ZM242 96V98H241V96ZM92 95H91V97H92ZM110 96V98L108 97V96ZM164 95H166L167 96V99H166V97L164 96ZM173 95L175 96V98H176V96H177V98H176V100L174 99V97H173ZM180 95V96H179ZM113 96V97H112ZM226 96V97H225ZM233 96V97H232ZM239 96H240V98L243 100H240V98H239ZM250 96H251V99H249L250 98ZM253 96V97H252ZM173 97V98H172ZM210 97H211V94L210 95H208L207 97H206V102H208L209 100H210ZM230 97V98H229ZM237 97V98H236ZM244 97V98H243ZM93 98V97H92ZM170 98V99H169ZM233 98V99H232ZM173 99H174V101H173ZM184 99V100H183ZM94 100V99H93ZM167 100V101H166ZM168 100H169V102H171V103H169L168 102ZM171 100V101H170ZM189 100V101H188ZM208 100V101H207ZM254 101L253 102V106H252V108H251V105H248V104H250L249 103V101ZM66 101V102H65ZM109 101V100H108ZM177 101V102H176ZM247 101V102H246ZM60 102L61 103H63L64 104V106L66 105V104H69L70 103V100L69 99H66L65 98V100L63 99V96H60ZM117 102V103H116ZM234 102V103H233ZM247 105H246V104ZM49 105V104H48ZM184 105V104H183ZM258 105V106H257ZM67 106V105H66ZM65 106V107H66ZM161 106V105H160ZM234 106H237L235 109L237 110H235L234 109ZM241 106V107H240ZM247 106H248V108L251 110V111H253V113L256 115H254L253 114V116L252 117H250V118H248V119H246V120H242L243 119V115L245 116V114H246V112H247V110H248V112L247 113H249V109L247 108ZM256 106V107H255ZM135 107V106H134ZM161 107H163V106H161ZM165 107V111L167 112V105L166 106H164ZM239 107V108H238ZM132 109H133V107H131ZM130 108V109H131ZM232 108H233V110H232ZM245 108V109H244ZM122 109V108H121ZM131 109V110H132ZM154 110L156 109V108H153ZM201 109H203V105L201 106ZM242 109V110H241ZM244 109V110H243ZM263 109V110H262ZM118 111H120V110H118ZM163 112V115H165L166 114V112ZM42 112V111H41ZM120 112H123V109H122V111H120ZM170 113V112H169ZM168 112H167V115H166V117H164V116H159V119H160V121H159V119L157 118V116H156V120L158 121V122H160V127H162V129H161V131H163V130H167L168 129V127H171V126H173V124L172 123H170L169 121H171V120H174V118L172 117L173 115H168L169 114ZM263 113V114H262ZM127 114H128V112H127ZM127 114L126 113H124V115H126L127 116ZM200 114H205L204 116H206V114H207V112H206V110H203V113L201 112ZM27 115H30V114H27ZM31 115H35L34 117H35V119H36V121H34L33 122V119L34 118H30V119H28L27 118V121L29 122V124L31 125H29L30 126V128L28 127L27 128V130H24V131H27V132H22V131H20V130H18V129H15L14 127H12L11 125H15V124H13V123H6V121H1L0 122V124H2V125H4V126H6V127H8L10 130H12V131H15L16 133H18V134H25V135H20V136H18V137H20L19 139L21 140V139H25L23 142L24 143H27L30 147H32V143L34 144V148H36L37 149V147H38V152L39 151H41V149L43 150V148L45 147V145H43L44 143H45V140L43 139V137H39V133L37 132H34V134H31V136H30V133L31 132H33V130L35 129V130H39V132H41L40 130H42V131H44V129L42 128V127H40V124H42V123H44V122H42L41 120H40V118H37V115L36 114H31ZM138 115V114H137ZM247 115V114H246ZM263 115V117H261ZM129 116L131 117L130 119H128V120H133V119H135L133 116H132V114H130L129 113ZM204 116L203 117H201V118H199L198 119V121L197 122H199L200 120H202L203 118H204ZM242 116V117H241ZM31 117H33V116H31ZM145 118H149V116H145ZM164 118V119H163ZM256 118V119H255ZM144 119V118H143ZM147 119H146V121H147ZM162 119H163V121H162ZM12 120V119H11ZM123 120H125V121H127V122H129V124H131L130 123V121H128L127 120V118H124ZM170 124H168V123ZM6 123V124H5ZM38 123V124H37ZM132 123H133V121H132ZM141 123V122H140ZM169 125H167V124ZM9 124V125H8ZM125 124H126V122H125ZM172 124V125H171ZM32 125H34V126H32ZM38 125V126H37ZM153 123L152 124H150L148 127H149V130H151V131H153ZM168 127H167V126ZM114 126H115V123L113 124V128L111 129V130H113L112 131V133H111V130L109 131V134H111V135H116V132H118V129H117V127H116V129L114 128ZM122 126V125H121ZM16 128H19V127H17V126H15ZM32 127V128H31ZM157 127V126H156ZM34 128V129H33ZM98 128H100V129H103V127L102 126H98ZM131 128H133L132 130H135V128H137L136 129V131H137V134L139 133V128H140V126H136V125H132L131 126ZM241 129V130H240ZM240 130V131H239ZM242 130H243V132H246L247 131V129H245V128H238L237 127V132H236V136H240V135H242ZM246 130V131H245ZM105 131H106V129H105ZM161 131H160V133H161ZM115 132V133H114ZM241 132V133H240ZM118 133H120L121 134V137L120 138H117V139H115L114 141L116 142H114L113 144H114V146H115V148H114V151H112L111 153H114V157H116L118 154H119V152H121V151H123L125 148H126V146H129V144L127 143V141H125V136L124 135H122L123 134V132L122 131H119ZM133 133L135 134L136 132H134L133 131ZM239 133V134H238ZM195 133H192L190 136H188V135H186V136H184V137H181V138H179L177 141H175L174 143H176V144H178V143H180V142H182V143H184V142H187L189 139H190V137L191 136H193ZM28 135V136H27ZM136 135V134H135ZM258 135H260V134H258ZM257 134H255V136H252V135H250L249 134V132L248 133H246L245 134V138H247V139H249V143H248V145L249 146H251V145H253L254 143H257V141L259 140V139H261V137H257L258 136ZM25 138H24V137ZM30 139L28 142H26L27 141V137ZM117 136V135H116ZM244 136V135H243ZM263 136H264V133H263ZM250 137V138H249ZM33 138V139H32ZM107 138H110V139H107ZM36 139V140H35ZM19 140V141H20ZM33 142H32V141ZM43 140H44V142H43ZM113 141V138L112 137H105V140H104V142L105 141ZM203 140V139H202ZM202 140H200L199 141V143L198 144H200V145H202V146H204V144H203V141ZM243 140V141H242ZM242 140H239V144H241V145H243V142H245L246 143V141L248 142V140H246V139H242ZM246 140V141H245ZM17 141V140H16ZM22 141V140H21ZM14 142L13 144L16 146V145H18L19 143V145L18 146H16V148H18V150L19 151H21L20 153L22 154H24V155H26L25 153H27V150H26V146H25V144L24 143H22V142ZM35 141H37V143L38 144H40L39 146H38V144L36 143L35 144ZM120 141V142H119ZM122 141V142H121ZM124 142V143H123ZM131 144L130 145H136V146H133V147H130V149H131V151H137L136 152V154L139 152V150L141 149V148H143V147H145V146H147V144H149V143H146L145 141L143 142V144H141V143H138L136 140H134L133 142H130ZM31 144V145H30ZM49 144H50V141H49V143L47 144V146H49ZM217 144V143H216ZM36 145V146H35ZM145 145V146H144ZM175 145V144H174ZM20 146V147H19ZM41 146H43V148H41L40 149V147ZM122 146V147H121ZM212 148H208L207 150H206V148H202V149H204L205 150V152L207 153L208 151L210 152L211 150L212 151H216L218 148H215L214 146H212V145H210ZM218 146V145H217ZM21 147H22V149H21ZM117 147V148H116ZM164 147H166V145H160V148H162L161 150H164L165 148ZM213 147H214V149H213ZM252 147V146H251ZM49 148V147H48ZM48 148H46V151L48 152L49 151V149ZM121 148V149H120ZM195 149H197V148H193V150H192V152H188L189 154H193V153H195L196 152V150ZM25 150V151H24ZM198 150V149H197ZM194 151V152H193ZM22 154V155H23ZM40 154H41V152H40ZM135 154V155H136ZM22 156V157H26L25 159H29L28 160V162H27V168H28V170H30V171H28L27 172V175H30L31 174V179H29V177L28 176H26V177H22L20 180H19V185H26V184H31V187L34 185V184H36L35 182H37V183H39V182H43V184H42V187H47L48 188V186L51 184V180L52 179H50L49 180V176H51V177H53V178H55V177H58V179H60L61 180V176H59V174L58 175H54L53 173V169H52V167H51V169H50V173H47V172H43L40 168H31L32 166H31V164H30V160H31V158L30 157H28L27 155L26 156ZM54 155V154H53ZM52 155V156H53ZM128 156V155H127ZM61 157V156H60ZM134 157V155H130L129 157H128V159H130V158H133ZM258 157H259V155H258ZM53 158V157H52ZM49 160H51V158H49ZM34 161V160H33ZM132 161L134 162H132V164H131V168L132 167H134V165L135 164H137L138 162H139V160L138 159H136V160H134V159H132ZM77 163V162H76ZM93 163H95V162H93ZM184 164L185 163H183V164H181L180 166H175L174 167V169H175V171H178V172H176L177 174H170V173H173V172H175V171H172V170H174L173 169V165L171 166H169L168 167V170L170 169V173L166 170L164 173H163V178L166 180V183H165V181L163 180V179H161L164 183H165V185L167 186V190H166V192H168V193H166V192H163L162 194V196H161V199L159 200V202H157L156 204H147V205H144V208L141 210V209H138V208H136V213H134L133 215H135V214H138L139 212L141 213V212H143V210H152L153 208H156V207H162L164 204L162 203V200L164 199V198H166V196H168V195H170L177 187H180V188H185V194L187 195H185V198H189L190 197V195L192 194L193 196H191L190 198H197L196 200H198V203H196V205H195V202L193 203V202H191L190 204L191 205H195V206H198L199 208H196L195 207V209H200L201 210V212H199V211H196V210H194V211H196V212H199V213H203V214H205L203 211H205V207H206V209H207V207H208V209L205 211L206 212V218H210V221H211V217H213L212 218V221L214 220V219H217V220H214L215 222H216V227H217V225L220 223L221 224V222H219V220H221V216H218V215H220V214H217V213H219V211L218 210H220L221 208H222V204L223 203H221L220 204V206H218L219 205V203H218V201H217V199L215 198L214 199V197H216V195H214V197L212 196V195H203V194H201V195H199L200 193H198L196 190H194L196 193H194V192H192V189H191V186L189 185L190 183H183V179H185V177L186 178H189V179H194L195 178V176H197V173H204V174H208L209 172H207V171H205V170H202L201 171V167H202V165L199 163V165H201V167H200V169L199 170H195L194 172L192 171L191 172V175L189 174V175H186V176H183V177H179V176H181V175H179V173L181 172L180 170H181V168L184 166ZM215 164V163H214ZM183 165V166H182ZM187 165H190V164H187ZM199 165L197 164V167H199ZM106 166V165H105ZM114 166V167H113ZM172 167V168H171ZM179 167V169H177ZM116 168V169H115ZM118 168H119V165L118 166H116V165H111V166H108V167H106V170H105V178H108L107 180L105 179V182H109L110 180L111 181H113L112 182V188H116V186H117V180H118V178H116V177H118V173H117V171H118ZM131 168H129V170L127 171V172H129L130 170H131ZM245 168H248L249 170H253V169H251L249 166H246ZM36 169H39L40 170V176H44V175H47L46 176V178H43V179H41V180H37L36 178H37V173H36ZM108 169V170H107ZM120 169V168H119ZM177 169V170H176ZM195 169V168H194ZM248 169H244L245 170V172H247V170ZM133 170H135V167H134V169ZM88 171V170H87ZM89 171H90V167H89ZM89 171H88V173H89ZM71 172V171H70ZM69 172V173H70ZM106 172H107V174H106ZM135 172V171H134ZM214 172L215 171H213L212 173L214 174ZM251 173V172H250ZM113 174H114V176H113ZM218 174L220 175V173H219V171H218V173H215L214 175H216L217 177H219L218 176ZM131 175H133V173L131 172V174L129 175V177L131 176ZM176 176V178H178L179 180L178 181H175L176 183H174V184H169V183H167L168 181V177L169 176ZM177 175H179V176H177ZM193 175H195V176H193ZM193 176V177H192ZM27 177H28V179H27ZM166 177V178H165ZM114 180H113V179ZM117 179V180H116ZM129 179V178H128ZM188 179V180H189ZM35 180H37V181H35ZM35 181V182H34ZM62 182L60 183V185L59 184H57V186H51L50 185V187H52V189H58V190H55V192L51 195V197H50V200H52L55 196H58L59 198H60V200H57L56 202H55V205L58 207V208H61V210H63V209H65V208H67V205H68V203L67 202H65L64 200L65 199H63V196L65 195V193L68 191V188H70L68 185H71V188L70 189H73L74 188V186H76V185H79V184H81V182H82V179H79V178H75V177H70V178H67V180H61ZM124 183V182H123ZM67 184V185H66ZM118 189H117V191H119V189H120V187H121V185H122V183H119L118 182ZM182 184V185H181ZM187 184V185H186ZM9 186H11V187H17V186H14V185H16L15 183L12 185V184H8ZM180 185V186H179ZM186 185V186H185ZM170 186V187H169ZM184 186V187H183ZM73 187V188H72ZM106 187V186H105ZM186 187H188V188H186ZM189 187H190V190H188V191H191V192H187V189H189ZM0 189H3V190H5L4 191V193H8V194H10V195H12L11 193H9L7 190H6V187H5V185H3L2 183L0 184ZM24 189V188H23ZM105 189H107V187L105 188ZM166 188L164 187V190H165ZM178 189V188H177ZM24 190H26V189H24ZM75 190H76V188H75ZM74 190V191H75ZM172 190V191H171ZM114 191H115V189H114ZM75 193H76V191H75ZM83 193L84 192H79L78 194H72L71 196H75V197H77L79 194L80 195H83ZM190 194V195H189ZM198 194V195H197ZM79 195V197L82 199V196H80ZM100 195V194H99ZM71 196H67V198H69V197H71ZM165 196V197H164ZM195 196V197H194ZM131 197V198H130ZM129 197V202H130V204L132 203V204H135L134 203V201L132 200V196H130ZM18 198V196H16V195H14L13 196V198L12 199H17ZM208 199L210 200V201H208ZM83 200V199H82ZM92 199H90V200H83L84 202H86L87 203V207H89V206H91V202H89V201H91ZM201 200V201H200ZM213 200V201H212ZM204 202V204H205V207L203 206V208H202V206H200V203L201 202ZM215 201H217V202H215ZM40 202V201H39ZM94 202V201H93ZM200 202V203H199ZM212 202V203H211ZM217 203V204H215V203ZM41 204H42V207H43V202H40ZM102 203H105V201L104 202H102ZM101 203V204H102ZM225 203H227V202H225ZM228 203H230L231 204V202H228ZM89 204V205H88ZM121 204H126V203H124V202H122L121 201ZM137 204H139V202L137 203ZM165 204H167V203H165ZM213 204H215V205H213ZM191 205H190V207H187V208H185V209H187L186 211H188L190 208H192V210L194 209L193 207H191ZM212 205V206H211ZM224 206H225V208L223 209V210H225L226 209V206L228 205L229 206V204H223ZM147 206V207H146ZM155 206V207H154ZM165 206V205H164ZM211 208H210V207ZM217 208V211H216V209H215V207ZM134 207V206H133ZM213 207V208H212ZM219 207V208H218ZM209 208H210V210H209ZM61 210H60V212H61ZM138 210H141V211H139L138 212ZM209 210V211H208ZM214 211H216V212H214ZM226 211V210H225ZM224 211V212H225ZM210 212H212L213 214L214 213H216L215 215H211L212 213H209ZM55 213V212H54ZM179 214V213H178ZM209 215H211V217H209ZM216 215H217V218H216ZM202 216V215H201ZM243 216H245V217H243ZM241 218H246V216L247 215H243ZM203 217V216H202ZM188 218H189V216H188ZM220 218V219H219ZM225 218V220H227L228 218H231V216H225L224 217ZM190 219V218H189ZM190 220H192V219H190ZM230 220V222H231V220L232 219H229ZM194 221V220H193ZM211 221V222H212ZM214 221L212 222V223H214ZM228 221V220H227ZM240 221H242V219L240 220ZM192 222V221H191ZM194 224H195V226L196 227H198L199 228V226L197 225V223L194 221ZM218 225V227H217V230H218V228L220 229L221 228V230H222V228H223V226L221 227V225ZM232 226V225H231ZM231 226H229V227H231ZM229 227H226V228H224L225 230H228L229 229ZM156 228V227H155ZM155 228H153V230L155 229ZM236 228H238L239 229V227H238V225H236L235 226V230L233 229V233L234 234H236L235 236L234 235H232V238H233V244L235 245V244H237V245H235V246H238L239 245V243H237L238 242V239H239V235H238V232L237 231H239L240 232V229L239 230H237ZM206 231V232H208V230H205V229H203V228H201L200 229V231ZM219 231V230H218ZM154 232V231H153ZM237 232V233H236ZM241 232H242V230H241ZM128 233V232H127ZM125 233H124V229H123V235H124ZM251 235H254V234H256V232H252V233H250ZM250 234L248 233V231L246 230H243V236H244V238H249L250 237ZM236 236H237V238H236ZM249 236V237H248ZM124 238H127L126 239V241L128 242L129 240H128V237H127V235H124L123 236ZM236 238V241H235V238ZM243 238V237H242ZM130 242V241H129ZM128 242V243H129ZM131 244V243H130ZM132 245V244H131ZM133 246V245H132ZM214 247V246H213ZM211 247L210 248V250L208 251L209 253H214V251L217 249L216 247ZM135 248H137V247H135ZM138 249V248H137ZM138 250H140V249H138ZM150 250L151 251H153L154 249H151L150 248ZM173 250V251H172ZM218 250V249H217ZM141 252H143L144 253V251H142V250H140ZM171 251V252H170ZM169 252L171 253V254H169L172 258L174 257L173 255H176L177 254V252L174 250V249H170L169 250ZM173 252H175V253H173ZM145 254H147V255H150V256H152L153 258H154V256L153 255H151V254H148V253H146L145 252ZM185 254V253H184ZM192 254H194V256L196 257L195 259L194 258H191V256L192 255H190L189 256V259L191 260H188V259H186V262H189V264H195L194 262H193V260H195V261H197L198 262V264H208V262H209V256L210 255H207L204 251H202V250H200V251H193L192 252ZM155 259H158V258H155ZM159 260V259H158ZM162 261V260H161ZM164 261V260H163ZM166 261V260H165ZM168 262H172V261H170V260H167ZM172 263H174V262H172Z\"/></svg>","mask_w":264,"mask_h":264},{"label":"water","instance_id":"obj_3","mask_svg":"<svg viewBox=\"0 0 264 264\" xmlns=\"http://www.w3.org/2000/svg\"><path fill=\"white\" fill-rule=\"evenodd\" d=\"M10 196L0 193V264H180L155 259L125 240V221L137 207L112 200L82 209L74 197L54 215L38 201V186L15 200ZM188 216L200 228H214L207 218Z\"/></svg>","mask_w":264,"mask_h":264},{"label":"snow or ice","instance_id":"obj_4","mask_svg":"<svg viewBox=\"0 0 264 264\" xmlns=\"http://www.w3.org/2000/svg\"><path fill=\"white\" fill-rule=\"evenodd\" d=\"M47 207V206H46ZM49 211H51V209H49Z\"/></svg>","mask_w":264,"mask_h":264}]
</instances>
